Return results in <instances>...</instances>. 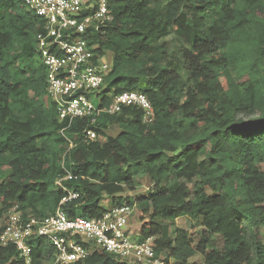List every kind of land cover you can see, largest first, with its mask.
<instances>
[{"label":"trees","instance_id":"16d2710c","mask_svg":"<svg viewBox=\"0 0 264 264\" xmlns=\"http://www.w3.org/2000/svg\"><path fill=\"white\" fill-rule=\"evenodd\" d=\"M107 4L112 20L86 36L111 58L102 101L144 93L150 123L135 106L98 113L92 124L61 122L36 56L43 21L23 0H0V215L16 205L42 218L74 191L61 205L68 217L98 218L104 199L134 206L136 239L151 237L155 255L174 264H264V0ZM87 128L96 140H84ZM138 175L149 191L122 197ZM180 217L200 226L196 241L175 225ZM30 244L35 264L54 257L48 239ZM0 264H23L14 245L0 244ZM70 264L131 263L94 248Z\"/></svg>","mask_w":264,"mask_h":264},{"label":"built area","instance_id":"2783aa9c","mask_svg":"<svg viewBox=\"0 0 264 264\" xmlns=\"http://www.w3.org/2000/svg\"><path fill=\"white\" fill-rule=\"evenodd\" d=\"M23 3L43 21V29L36 35V56L45 66L46 94L61 122L69 125L74 119L88 118L92 124L96 114L112 115L123 106H135L142 111L145 123L153 121V107L144 93L122 91L107 103L102 101L100 90L111 58L96 55L86 36L112 20L107 0H23ZM97 138L95 130H85L84 140ZM69 178V173L63 177ZM55 183L62 187L60 179ZM76 197V192L67 191L54 213L42 218L24 217L12 205L0 231V244L14 245L23 264H35L30 240L36 237L48 239L53 246L54 257L45 264L83 260L90 254V246L131 264H174L171 259L155 255L151 237L139 241L129 236L134 206H110L98 218L68 217L61 205ZM82 239L89 245L80 244Z\"/></svg>","mask_w":264,"mask_h":264},{"label":"rangeland","instance_id":"374dc122","mask_svg":"<svg viewBox=\"0 0 264 264\" xmlns=\"http://www.w3.org/2000/svg\"><path fill=\"white\" fill-rule=\"evenodd\" d=\"M168 40L170 42V45L175 43V40L171 36L168 38ZM97 102L98 100L95 99L94 103H97ZM116 132H117V129L114 127L107 131V133L110 135H114ZM135 183H136L135 185L136 189L134 191L123 192L122 197L130 198L135 195L146 194L150 189L149 182L145 175H138L137 178L135 179ZM103 205L106 207H109L108 199L103 200ZM135 211H136V208L134 207V211L129 220V228L131 230L130 232L131 235L129 236L131 238H135V234H133V232L134 230H137L139 227V222L137 220V213L135 214ZM6 213H7V209H5L0 215V229L3 227V224L5 222ZM175 225L178 226V228H183L185 230H188L190 237L195 241L197 240V234L200 232V226H198L196 222L191 221L186 217H180L175 220ZM260 234H261V241L264 242V228L260 229ZM82 241L86 242L83 239ZM86 243L89 245V242H86ZM212 246L217 247V248H220L222 246V241L219 236L214 238ZM93 249L94 248L90 246V250L92 251ZM199 260H200V256L196 254L193 257H191L189 261L197 262Z\"/></svg>","mask_w":264,"mask_h":264},{"label":"crops","instance_id":"0c3cea01","mask_svg":"<svg viewBox=\"0 0 264 264\" xmlns=\"http://www.w3.org/2000/svg\"><path fill=\"white\" fill-rule=\"evenodd\" d=\"M108 203H109V201H108ZM133 234H135V238H136V230H134Z\"/></svg>","mask_w":264,"mask_h":264}]
</instances>
